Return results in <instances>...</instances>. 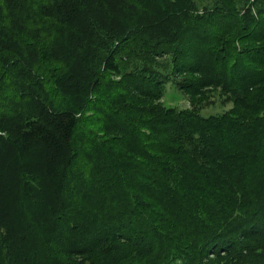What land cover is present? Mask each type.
Wrapping results in <instances>:
<instances>
[{"label": "trees", "instance_id": "1", "mask_svg": "<svg viewBox=\"0 0 264 264\" xmlns=\"http://www.w3.org/2000/svg\"><path fill=\"white\" fill-rule=\"evenodd\" d=\"M0 264H264V0H0Z\"/></svg>", "mask_w": 264, "mask_h": 264}, {"label": "rangeland", "instance_id": "2", "mask_svg": "<svg viewBox=\"0 0 264 264\" xmlns=\"http://www.w3.org/2000/svg\"><path fill=\"white\" fill-rule=\"evenodd\" d=\"M162 102L166 107L172 108H185L188 106L186 96L181 91L177 90L171 83H166L164 86ZM228 108L229 105L225 107H207L201 111V114L203 116L215 114Z\"/></svg>", "mask_w": 264, "mask_h": 264}]
</instances>
